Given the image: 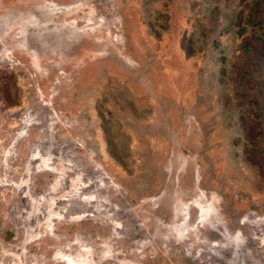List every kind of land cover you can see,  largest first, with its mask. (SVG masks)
Masks as SVG:
<instances>
[{
	"label": "rangeland",
	"instance_id": "obj_1",
	"mask_svg": "<svg viewBox=\"0 0 264 264\" xmlns=\"http://www.w3.org/2000/svg\"><path fill=\"white\" fill-rule=\"evenodd\" d=\"M257 4L0 0V264H264Z\"/></svg>",
	"mask_w": 264,
	"mask_h": 264
},
{
	"label": "trees",
	"instance_id": "obj_2",
	"mask_svg": "<svg viewBox=\"0 0 264 264\" xmlns=\"http://www.w3.org/2000/svg\"><path fill=\"white\" fill-rule=\"evenodd\" d=\"M242 16L243 13L240 12L238 15L237 26L239 28L240 33H244L245 31V24L242 23ZM247 23L251 26L257 25L261 26L264 24V7L257 4L253 5L249 8L248 12L246 13ZM240 52L242 56L248 55L252 50V45L249 40H246L244 43L239 45ZM253 55V54H252Z\"/></svg>",
	"mask_w": 264,
	"mask_h": 264
}]
</instances>
